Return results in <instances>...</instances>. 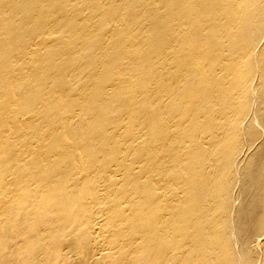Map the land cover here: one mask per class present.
I'll return each mask as SVG.
<instances>
[{
  "label": "bare ground",
  "instance_id": "6f19581e",
  "mask_svg": "<svg viewBox=\"0 0 264 264\" xmlns=\"http://www.w3.org/2000/svg\"><path fill=\"white\" fill-rule=\"evenodd\" d=\"M0 264H264V0H0Z\"/></svg>",
  "mask_w": 264,
  "mask_h": 264
}]
</instances>
